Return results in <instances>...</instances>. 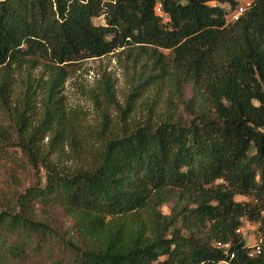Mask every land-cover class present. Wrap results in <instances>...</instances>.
Segmentation results:
<instances>
[{
    "label": "trees",
    "instance_id": "trees-1",
    "mask_svg": "<svg viewBox=\"0 0 264 264\" xmlns=\"http://www.w3.org/2000/svg\"><path fill=\"white\" fill-rule=\"evenodd\" d=\"M222 4L235 5L0 0V163L15 147L45 170L43 186L5 201L0 264H264V0H252L234 22ZM128 47L144 52L149 79L179 99L191 87L181 102L189 118L173 111L83 154L77 130L54 106L59 65ZM37 60L54 68L43 119L33 126L32 91L14 97L13 77ZM66 146L78 166L63 171L50 156ZM170 201L171 213L161 214ZM36 206L60 211L67 236L37 219ZM243 218L260 224L257 245L240 235Z\"/></svg>",
    "mask_w": 264,
    "mask_h": 264
},
{
    "label": "rangeland",
    "instance_id": "rangeland-1",
    "mask_svg": "<svg viewBox=\"0 0 264 264\" xmlns=\"http://www.w3.org/2000/svg\"><path fill=\"white\" fill-rule=\"evenodd\" d=\"M220 6L230 12L228 5ZM94 23L103 24L104 20L101 17ZM59 66L64 72V79L53 95L54 106L59 107L63 122L77 130L76 142L83 154L96 151L108 138L129 132L137 126L156 124L173 111H177V117L182 121L189 118L181 102L191 97V87L183 86L179 99L166 85L149 79L152 75L149 61L144 52L136 47L120 48L100 58ZM53 68L46 60H37L35 66L24 65L14 73L13 96L22 100L27 88L32 91L27 111L33 126L43 119L42 103ZM49 140V135L44 137L43 151L48 149ZM8 154L12 160L1 159L0 163V212L5 210L8 197L19 195L38 183L44 185L43 167L29 165L18 148H9ZM71 154L66 146L63 153L51 155L50 160L59 170H72L78 162ZM234 199L249 202L251 197L235 196ZM173 205L174 201H170L161 206L159 212L168 215ZM36 215L61 236H67L70 231L69 220L60 211L36 206ZM242 222L239 233L245 244L257 245L262 237L260 224L246 218Z\"/></svg>",
    "mask_w": 264,
    "mask_h": 264
},
{
    "label": "built area",
    "instance_id": "built-area-1",
    "mask_svg": "<svg viewBox=\"0 0 264 264\" xmlns=\"http://www.w3.org/2000/svg\"><path fill=\"white\" fill-rule=\"evenodd\" d=\"M234 2V7L229 9L227 17L229 22H234L242 15L251 5L252 0H232ZM227 19V18H226ZM258 248H256L257 250Z\"/></svg>",
    "mask_w": 264,
    "mask_h": 264
}]
</instances>
